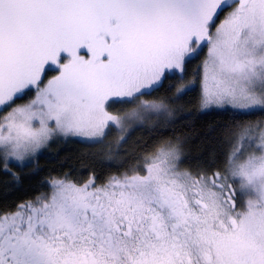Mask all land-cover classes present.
Wrapping results in <instances>:
<instances>
[{
  "label": "snow or ice",
  "instance_id": "obj_1",
  "mask_svg": "<svg viewBox=\"0 0 264 264\" xmlns=\"http://www.w3.org/2000/svg\"><path fill=\"white\" fill-rule=\"evenodd\" d=\"M205 49L202 108L264 113V0H0V168L167 111L144 97ZM228 145L195 170L169 141L103 182L50 179L0 211V264H264V120Z\"/></svg>",
  "mask_w": 264,
  "mask_h": 264
},
{
  "label": "trees",
  "instance_id": "obj_2",
  "mask_svg": "<svg viewBox=\"0 0 264 264\" xmlns=\"http://www.w3.org/2000/svg\"><path fill=\"white\" fill-rule=\"evenodd\" d=\"M204 53L186 61L183 80L177 74L166 80L159 91L146 96L148 100L163 101L167 111L143 118L128 126L124 133L106 130L102 143L75 137L63 139L36 157L31 166L13 167L15 176L0 168V211L13 209L22 201L48 192V181L63 178L65 174L77 181L94 175L103 182L108 176L124 171L129 163L161 142L170 141L181 147L185 168L195 170L198 166H207L213 159L219 165L229 147V130L236 123L264 120V113L242 115L231 108H202L199 73ZM188 84L191 86L187 93L178 96L176 88ZM133 107L117 104L111 111L120 113ZM122 134L124 139L120 140Z\"/></svg>",
  "mask_w": 264,
  "mask_h": 264
},
{
  "label": "rangeland",
  "instance_id": "obj_3",
  "mask_svg": "<svg viewBox=\"0 0 264 264\" xmlns=\"http://www.w3.org/2000/svg\"><path fill=\"white\" fill-rule=\"evenodd\" d=\"M206 51H207V50L205 49V51H204L205 53H204V54H206ZM204 56H205V55H204ZM199 85H200V83H199ZM144 99L148 100L147 97H144ZM24 102H25V101H24ZM22 103H23V102H22ZM212 108H215V107H212ZM212 108H209V109H212ZM216 109H217V108H216ZM110 110H111V109H110ZM130 111H131V110H130ZM160 112H161V111H159V112H147V113H144L143 118H146V117L152 116V114H158V113H160ZM143 118L140 119V120H132V121H129V122H128L129 127L135 125L136 123H139L140 121L143 120ZM61 140H63V139H54L53 141H51V142L49 143L48 146H46L44 149H42V150L37 154L36 157H38L41 153H43L44 151H46L48 148L50 149L52 146L58 144ZM36 157H35V158H36ZM234 187H235V185H234ZM237 202L239 203V200H238Z\"/></svg>",
  "mask_w": 264,
  "mask_h": 264
}]
</instances>
